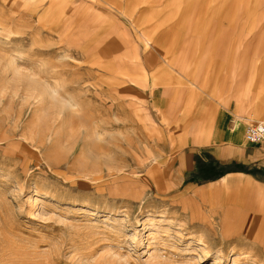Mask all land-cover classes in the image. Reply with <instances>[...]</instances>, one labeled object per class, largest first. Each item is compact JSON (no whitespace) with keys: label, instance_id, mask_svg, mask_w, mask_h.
<instances>
[{"label":"rangeland","instance_id":"374dc122","mask_svg":"<svg viewBox=\"0 0 264 264\" xmlns=\"http://www.w3.org/2000/svg\"><path fill=\"white\" fill-rule=\"evenodd\" d=\"M104 2L0 0V264H264L261 225L212 213L157 159L146 0Z\"/></svg>","mask_w":264,"mask_h":264},{"label":"crops","instance_id":"0c3cea01","mask_svg":"<svg viewBox=\"0 0 264 264\" xmlns=\"http://www.w3.org/2000/svg\"><path fill=\"white\" fill-rule=\"evenodd\" d=\"M183 1L146 0L132 12L137 32L150 36L142 77L163 145L157 159L212 213L243 216L264 232V145L245 140L248 123L264 117V31L254 32L251 0Z\"/></svg>","mask_w":264,"mask_h":264},{"label":"built area","instance_id":"2783aa9c","mask_svg":"<svg viewBox=\"0 0 264 264\" xmlns=\"http://www.w3.org/2000/svg\"><path fill=\"white\" fill-rule=\"evenodd\" d=\"M245 140L250 144L264 145V122L249 123L245 130Z\"/></svg>","mask_w":264,"mask_h":264},{"label":"bare ground","instance_id":"6f19581e","mask_svg":"<svg viewBox=\"0 0 264 264\" xmlns=\"http://www.w3.org/2000/svg\"><path fill=\"white\" fill-rule=\"evenodd\" d=\"M55 7L57 8V10H59L58 6H57V3L55 4ZM59 12V11H58ZM143 38V37H141ZM145 39V38H144ZM148 41V40H147ZM147 44V43H146ZM148 45V44H147Z\"/></svg>","mask_w":264,"mask_h":264}]
</instances>
